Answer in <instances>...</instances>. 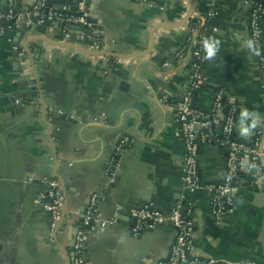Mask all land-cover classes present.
Here are the masks:
<instances>
[{"label": "crops", "instance_id": "1", "mask_svg": "<svg viewBox=\"0 0 264 264\" xmlns=\"http://www.w3.org/2000/svg\"><path fill=\"white\" fill-rule=\"evenodd\" d=\"M195 1L90 0L101 51L115 57L64 46L89 50L93 39L80 29L70 42L57 28L0 37V264H72L75 230L94 194L100 218L120 217V224L88 233L91 264H158L167 256L172 227L136 238L127 216L148 204L168 212L184 192L175 108L163 99L181 98L190 83L193 19L214 14L208 82L195 106L208 111L225 89L238 108V136H264V74L248 44V9L256 0H199L183 24ZM33 2L16 6L27 10ZM50 2L59 9L67 0ZM6 8L0 0V13ZM261 27L264 48V18ZM199 161L205 184L222 180L226 160L218 146L202 147ZM48 179L59 181L65 196L57 234L39 203ZM210 198L207 190L186 194L196 223L194 256L204 264H264V178L239 185L233 213L221 219Z\"/></svg>", "mask_w": 264, "mask_h": 264}, {"label": "built area", "instance_id": "2", "mask_svg": "<svg viewBox=\"0 0 264 264\" xmlns=\"http://www.w3.org/2000/svg\"><path fill=\"white\" fill-rule=\"evenodd\" d=\"M59 9L53 8L50 0H34L27 10L17 8V0H7V8L0 13V37L6 32L18 28L46 27L57 28L64 40L70 42L72 31L82 30L90 34L93 41L89 50L101 51L103 40L99 34L93 12L88 0H69ZM215 2V0H211ZM214 14L201 17L188 38L191 55V80L184 95L177 100L165 97L163 100L174 108V120L181 139L183 160V194L169 210L170 215L160 208L148 204L133 207L128 212V227L131 234L138 238L147 231L160 228L169 223L174 231V240L167 256L158 264H204L194 256V232L196 223L192 218L193 209L186 202V194L207 190L211 194L210 204L214 216L221 219L234 211L233 195L241 184L254 186L258 179L264 178V142L263 133L249 139L237 134L238 108L232 102L225 89L216 91L208 111L194 104V95L208 82L205 67L211 58L208 55V21ZM264 18V0H256L248 9V27L252 46L264 74V48L262 42L261 21ZM82 26L83 28H80ZM22 55L20 47H15ZM36 89L35 84H29ZM126 145L121 144L120 150ZM218 146L226 160V170L219 183L205 184L201 179L200 151L204 146ZM123 146V147H122ZM112 180L114 173H111ZM48 190L39 203L48 212L50 227L56 234L62 221L65 196L62 185L55 179L46 180ZM76 228L73 246L72 264H91L86 251L88 233L96 226L106 227L120 224V217L102 220L99 214V196L94 194Z\"/></svg>", "mask_w": 264, "mask_h": 264}, {"label": "water", "instance_id": "3", "mask_svg": "<svg viewBox=\"0 0 264 264\" xmlns=\"http://www.w3.org/2000/svg\"><path fill=\"white\" fill-rule=\"evenodd\" d=\"M199 0H196L194 3H193V5L191 6V8H190V10H189V14H188V16H187V18L184 20V22H183V24H185L186 22H188V20L191 18V14H192V12L195 10V8H196V4H197V2H198ZM88 2H90V0H88ZM67 3H70V1L69 0H67ZM80 28H83L82 26H80ZM39 29H41V30H45L46 29V27H43V26H41V27H36V28H27V27H23V28H18V29H15L14 31H13V33L17 36V37H20L21 35H23V36H25L26 34H28L29 32H31V31H36V30H39ZM64 46H68V47H72V48H76V49H78V50H80V51H82V52H85V53H87V54H90V55H95V56H111V57H115L116 55L115 54H110V53H108V52H102V51H90V50H87V49H85V48H82V47H80V46H78V45H76V44H74V43H66V44H63ZM15 47H18V42H17V44H15ZM20 51H23V49H21L20 48ZM37 83V79L35 80V81H33L31 84H36ZM86 209V208H85ZM85 211V210H84ZM84 213V212H83ZM167 214L168 215H170V211H168L167 212ZM82 219V218H81ZM81 219H80V221H81ZM79 221V222H80ZM79 224V223H78ZM78 224H77V226H78ZM165 225H169V223H165L164 225H162V226H160V228H162L163 226H165ZM75 234H76V230H75ZM75 234H74V236H75ZM73 246H74V244H73ZM72 259V258H71Z\"/></svg>", "mask_w": 264, "mask_h": 264}, {"label": "clouds", "instance_id": "4", "mask_svg": "<svg viewBox=\"0 0 264 264\" xmlns=\"http://www.w3.org/2000/svg\"><path fill=\"white\" fill-rule=\"evenodd\" d=\"M252 43H253V42H252L251 40L248 41L249 47L252 46ZM213 51H214V49L211 48V47L209 46V47H208V55H209V56L212 55ZM245 115H247V113H245ZM243 132H244V133H247V132H248V129H247V128H244V129H243Z\"/></svg>", "mask_w": 264, "mask_h": 264}, {"label": "trees", "instance_id": "5", "mask_svg": "<svg viewBox=\"0 0 264 264\" xmlns=\"http://www.w3.org/2000/svg\"><path fill=\"white\" fill-rule=\"evenodd\" d=\"M196 23H197V21H196V20H194V19H193V20H191V25H192V26H194Z\"/></svg>", "mask_w": 264, "mask_h": 264}]
</instances>
